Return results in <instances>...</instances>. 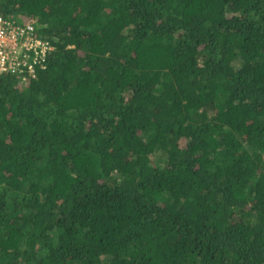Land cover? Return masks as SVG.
<instances>
[{"label":"trees","instance_id":"1","mask_svg":"<svg viewBox=\"0 0 264 264\" xmlns=\"http://www.w3.org/2000/svg\"><path fill=\"white\" fill-rule=\"evenodd\" d=\"M53 45L0 73V264H264V0H0Z\"/></svg>","mask_w":264,"mask_h":264},{"label":"built area","instance_id":"2","mask_svg":"<svg viewBox=\"0 0 264 264\" xmlns=\"http://www.w3.org/2000/svg\"><path fill=\"white\" fill-rule=\"evenodd\" d=\"M53 45L37 36L31 24L19 26L0 16V73L36 77Z\"/></svg>","mask_w":264,"mask_h":264}]
</instances>
